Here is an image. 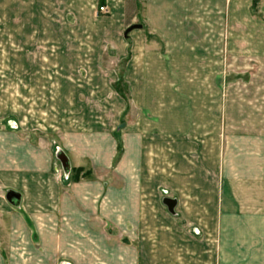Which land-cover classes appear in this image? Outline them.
<instances>
[{"label":"rangeland","instance_id":"1","mask_svg":"<svg viewBox=\"0 0 264 264\" xmlns=\"http://www.w3.org/2000/svg\"><path fill=\"white\" fill-rule=\"evenodd\" d=\"M18 1L0 0V121L25 119V125L28 123L25 135L36 140H55L56 145L61 142L62 128L81 127L92 120H103L104 130L117 131L118 140L125 131L144 137L147 166L140 202L145 203L146 215L149 214L151 240H163L162 234L158 235L163 233V220L170 224L178 218L180 229L175 228L179 231L175 241L184 239L183 249L197 254L196 264H264V256H260L264 240L257 238L264 233V221L256 218L258 212L264 215V203H257L259 168L264 166V141L261 138L257 141V131H264L261 2L226 1L217 22L223 29L217 62L204 65L207 72H215V88L220 93L214 97L216 135L207 140L205 155L196 151L198 142H185L184 147H188L191 155L186 156L187 152L184 155L186 178L165 183L163 111L154 108L156 97L149 102L148 97L131 95L127 90L134 77L126 80L128 62L118 63L114 49L109 46L114 32L109 30L110 37L106 35L109 33L95 32L96 28L107 30L113 25L65 15L52 6L35 15L31 0H24L27 4L23 6H17ZM139 4L142 27L125 36L129 54L163 55V40L144 27L145 7ZM86 24H92L93 31L82 29ZM118 34L122 38L123 30ZM64 56H71L72 63H61L59 57ZM92 56H101L102 62H77L81 57L86 60ZM134 66L139 69L144 65ZM155 66L153 73L157 71V76L163 79V64ZM135 76L136 84L144 83L143 73ZM116 79L120 81L118 88L122 94L111 87ZM86 108L90 110L87 119L82 111ZM47 123L48 128L43 126ZM76 163L72 175L81 173L84 177L90 172L91 176L84 178L95 177L89 162ZM167 200L174 201V213Z\"/></svg>","mask_w":264,"mask_h":264},{"label":"crops","instance_id":"2","mask_svg":"<svg viewBox=\"0 0 264 264\" xmlns=\"http://www.w3.org/2000/svg\"><path fill=\"white\" fill-rule=\"evenodd\" d=\"M226 1L31 0L30 5L35 15L52 6L65 15L113 25L107 30L96 28L95 32L101 35L109 30L114 32L109 46L114 49L118 63L128 62L126 80L134 77L127 90L131 95L148 97L149 102L156 97L159 103L155 101L154 108L163 111V158L167 165L163 180L167 183L186 178L184 155L190 152L184 147L185 142H198L196 151L205 155L207 140L216 135L214 97L220 93L215 88V72H207L204 65L217 62L223 31L217 22ZM259 1L264 15V0ZM139 3L145 7L144 27L163 40V55L129 54L125 33L131 26L141 25ZM24 4L27 3L19 0L17 6ZM99 7H106L108 13L99 14ZM91 28L92 24L82 26L86 31H93ZM121 30L122 38L118 34ZM106 35L110 37V33ZM59 61L71 64L72 57H59ZM77 62L101 63L102 57L86 60L81 57ZM138 63L144 66L135 68ZM157 64H163V79L157 76V71L153 73ZM142 73L144 83L136 84L135 75ZM67 79H71L70 75ZM119 83L116 79L111 87L122 94ZM71 108L70 105L68 109ZM82 111L87 119L90 110ZM0 122L3 124L0 125V264L197 263V254L183 249V238H177L180 241L174 247L178 218H173L176 222L170 224L163 220V233L158 234H162L163 240H151L149 214L146 215L145 203L140 202L147 166L144 137L125 131L118 140L117 131L104 130L103 120H92L81 127L62 128L59 146L55 140H36L25 135L23 131L28 124L25 125V119L16 117ZM43 126L48 128L49 124ZM257 133V141H264V131ZM118 141L123 153L116 162ZM59 153L68 158L64 166L57 158ZM79 161L89 162L95 177L75 179L71 171ZM259 169L257 203H264L263 164ZM16 198L17 206L11 203ZM256 218L264 221L263 212H258ZM166 226L172 227L171 230ZM164 235L175 243H169ZM263 236L264 233L257 238L264 240Z\"/></svg>","mask_w":264,"mask_h":264},{"label":"water","instance_id":"3","mask_svg":"<svg viewBox=\"0 0 264 264\" xmlns=\"http://www.w3.org/2000/svg\"><path fill=\"white\" fill-rule=\"evenodd\" d=\"M141 27H142L141 25H133V26H131L130 28L127 29V31L125 33V36L127 37L128 34L131 33L133 30H135V29H141ZM57 158L60 160V162L62 163L63 166L68 162V158L65 155H63L62 153H59L57 155ZM167 202H168V205H169L172 213H174L173 212V209H174V206H175L174 205L175 204L174 201L167 200ZM167 202L165 204H167ZM11 203H15V205L17 206V204H16V203H18L17 202V198L16 199H12L11 200ZM169 203H171V204H169Z\"/></svg>","mask_w":264,"mask_h":264},{"label":"trees","instance_id":"4","mask_svg":"<svg viewBox=\"0 0 264 264\" xmlns=\"http://www.w3.org/2000/svg\"><path fill=\"white\" fill-rule=\"evenodd\" d=\"M122 153H123V147H122V144L121 142L119 141V146H118V155H117V159H116V162H118L122 156ZM80 174L81 173H76L75 175V179H78L80 177ZM91 176V173H87V174H84V177H90Z\"/></svg>","mask_w":264,"mask_h":264},{"label":"built area","instance_id":"5","mask_svg":"<svg viewBox=\"0 0 264 264\" xmlns=\"http://www.w3.org/2000/svg\"><path fill=\"white\" fill-rule=\"evenodd\" d=\"M99 13L101 14H106L108 12L107 8L106 7H99L98 9Z\"/></svg>","mask_w":264,"mask_h":264}]
</instances>
